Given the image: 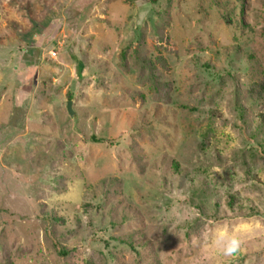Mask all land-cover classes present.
<instances>
[{
	"label": "rangeland",
	"instance_id": "1",
	"mask_svg": "<svg viewBox=\"0 0 264 264\" xmlns=\"http://www.w3.org/2000/svg\"><path fill=\"white\" fill-rule=\"evenodd\" d=\"M261 74L264 0H0V264H264Z\"/></svg>",
	"mask_w": 264,
	"mask_h": 264
},
{
	"label": "trees",
	"instance_id": "2",
	"mask_svg": "<svg viewBox=\"0 0 264 264\" xmlns=\"http://www.w3.org/2000/svg\"><path fill=\"white\" fill-rule=\"evenodd\" d=\"M157 62L160 64V66L164 69H168V65L166 64V60L163 56L158 55L156 57ZM247 96L252 100L256 102H260L261 106L259 110L256 112V117L259 120V123L264 126V74H261L256 79L251 81L246 89ZM209 133L205 134L204 139V145L209 144ZM238 199L237 196L234 194H229L227 196V204L230 208H234V206L237 204ZM57 248V252H59L60 255L65 256L68 253V249L65 248H59V244H55Z\"/></svg>",
	"mask_w": 264,
	"mask_h": 264
},
{
	"label": "clouds",
	"instance_id": "3",
	"mask_svg": "<svg viewBox=\"0 0 264 264\" xmlns=\"http://www.w3.org/2000/svg\"><path fill=\"white\" fill-rule=\"evenodd\" d=\"M217 243L225 255L232 256L239 252L242 242L234 233L221 229L217 234Z\"/></svg>",
	"mask_w": 264,
	"mask_h": 264
},
{
	"label": "water",
	"instance_id": "4",
	"mask_svg": "<svg viewBox=\"0 0 264 264\" xmlns=\"http://www.w3.org/2000/svg\"><path fill=\"white\" fill-rule=\"evenodd\" d=\"M71 103H72V100H67V104H66V107H67V110L70 114H73V110L71 109Z\"/></svg>",
	"mask_w": 264,
	"mask_h": 264
}]
</instances>
